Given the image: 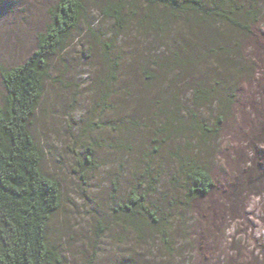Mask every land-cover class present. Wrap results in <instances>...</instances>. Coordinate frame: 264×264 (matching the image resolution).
Listing matches in <instances>:
<instances>
[{"label":"rangeland","instance_id":"374dc122","mask_svg":"<svg viewBox=\"0 0 264 264\" xmlns=\"http://www.w3.org/2000/svg\"><path fill=\"white\" fill-rule=\"evenodd\" d=\"M54 1L0 0V67L21 63L33 50L35 35L47 23V9ZM84 1L85 18L68 48L51 61V78L30 131L42 151V171L60 185V206L46 227L60 263L117 264L132 243L129 232L124 234L110 222V207L125 194L143 152L156 138L155 100L170 93L187 99L185 80L199 75L191 72L172 80V64L164 71L151 66L160 77L146 82L138 65L157 55L162 44L172 48V33L164 39L144 36L132 22L120 33L112 20L99 14L103 1ZM255 30V37L245 44L248 70L235 85V104L213 153L210 172L216 189L200 198L192 211L179 212L173 264H264V5ZM177 33L182 34L181 29ZM114 38L115 50H106L111 49V57L118 53L122 65L120 77L107 83L110 68L102 50ZM206 69L204 63L200 71ZM106 83L114 108H109V101L100 106ZM177 144L166 140L154 158L165 178L176 168L170 154ZM144 247L135 251L144 254Z\"/></svg>","mask_w":264,"mask_h":264},{"label":"trees","instance_id":"16d2710c","mask_svg":"<svg viewBox=\"0 0 264 264\" xmlns=\"http://www.w3.org/2000/svg\"><path fill=\"white\" fill-rule=\"evenodd\" d=\"M101 1L99 14L112 20L120 33L132 22L144 36H174L172 48L162 44L157 55L138 65L137 72L146 82L160 77L151 66L164 71L172 64V80L191 72L199 75L185 80L187 99L170 93L155 100L156 138L143 152L125 194L110 207V222L124 234L129 232L132 243L117 264H173L179 212L192 211L200 198L216 189L210 172L213 153L235 104V85L248 70L245 44L255 37L264 0ZM86 11L84 0H55L47 9V23L35 35L33 50L21 63L0 67L4 90L0 94V264H61L46 235L48 221L60 206V185L41 169L42 151L30 124L51 78V61L68 48ZM115 41L102 50L110 68L107 83L120 77L122 58L118 53L111 57V49L106 50L111 46L115 50ZM204 63L208 69L201 72ZM107 83L101 91V107L112 100ZM109 108H114L112 102ZM168 139L178 144L170 154L176 168L165 178L154 158ZM143 245L148 251H135Z\"/></svg>","mask_w":264,"mask_h":264}]
</instances>
